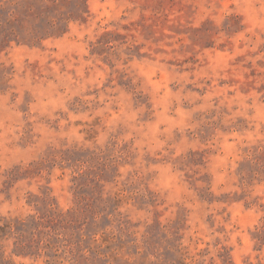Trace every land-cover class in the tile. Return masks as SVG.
<instances>
[{"label": "rangeland", "instance_id": "obj_1", "mask_svg": "<svg viewBox=\"0 0 264 264\" xmlns=\"http://www.w3.org/2000/svg\"><path fill=\"white\" fill-rule=\"evenodd\" d=\"M178 257L264 264V0H0V264Z\"/></svg>", "mask_w": 264, "mask_h": 264}, {"label": "trees", "instance_id": "obj_2", "mask_svg": "<svg viewBox=\"0 0 264 264\" xmlns=\"http://www.w3.org/2000/svg\"><path fill=\"white\" fill-rule=\"evenodd\" d=\"M9 228V227H8ZM256 229H258L257 227H256ZM255 238V237H254ZM45 246L46 247H49L47 244H45ZM52 246V245H51ZM49 248H51V247H49ZM221 263L222 264H227L226 263V261H225V259H223V261H221ZM175 264H193V262L192 263H187V262H185L184 261V258L183 257H178L176 260H175ZM199 264H203V263H199Z\"/></svg>", "mask_w": 264, "mask_h": 264}]
</instances>
